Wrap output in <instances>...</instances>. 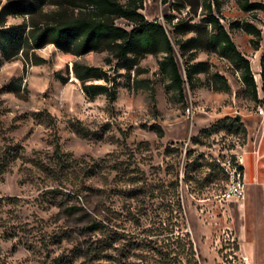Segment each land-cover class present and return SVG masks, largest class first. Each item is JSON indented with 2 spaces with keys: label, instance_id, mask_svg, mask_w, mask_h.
Instances as JSON below:
<instances>
[{
  "label": "rangeland",
  "instance_id": "obj_1",
  "mask_svg": "<svg viewBox=\"0 0 264 264\" xmlns=\"http://www.w3.org/2000/svg\"><path fill=\"white\" fill-rule=\"evenodd\" d=\"M54 2L7 15L3 28L24 24V36L32 22L50 23ZM242 2L143 0L138 11L170 39L182 97L159 70L162 51L116 69L103 47L76 56L21 41L0 50V264H264V186L247 183L239 202L222 197L219 163L242 153L246 172L245 151L264 132V9ZM209 10L248 60L256 97L240 62L212 47ZM186 24L195 27L174 32ZM189 38L193 48L181 53ZM74 61L104 70L115 98L88 97ZM261 141L264 149V133ZM62 184L72 196L51 192Z\"/></svg>",
  "mask_w": 264,
  "mask_h": 264
},
{
  "label": "trees",
  "instance_id": "obj_2",
  "mask_svg": "<svg viewBox=\"0 0 264 264\" xmlns=\"http://www.w3.org/2000/svg\"><path fill=\"white\" fill-rule=\"evenodd\" d=\"M43 0H7L0 7V50L6 53L23 41L32 48H40L51 43L64 52L79 56L91 50L103 47L110 57L106 62L115 60L113 68H129L136 64L135 56L138 53H165L158 62L159 70L169 76V85L176 90L180 97L183 95V79L176 64L173 47L164 28L157 22L147 21L138 11L142 8L143 0H127L125 4L119 0H55L57 9L52 13L51 22L38 26L32 22L26 34L22 35V26L3 28L5 17L15 14H32L39 9ZM68 8H71L68 11ZM241 8L244 11L264 9L261 2L243 0ZM210 9V7H209ZM208 11L204 21L214 30L209 34V40L214 49H219L224 55L239 61L242 68V80L249 86L256 97V84L250 73L249 62L236 49L227 31L219 23L218 18ZM115 18H123L134 22L130 30H126L114 23ZM194 24L184 26L175 25V33L191 31ZM21 28V29H20ZM246 32L259 36V30L251 23L245 22ZM193 38L179 43L181 53L193 48ZM261 80L264 88V54L261 56ZM74 77L80 81L82 91L90 98L97 94H105L110 100L115 98V87L107 86V73L98 66L72 63ZM186 81L191 82L192 71L185 70ZM94 80H102L104 83H91ZM90 81V83H88ZM64 159L63 163H65ZM67 187L62 184L58 192L62 196H72L71 190H63ZM92 230L100 228L98 222H92Z\"/></svg>",
  "mask_w": 264,
  "mask_h": 264
},
{
  "label": "built area",
  "instance_id": "obj_3",
  "mask_svg": "<svg viewBox=\"0 0 264 264\" xmlns=\"http://www.w3.org/2000/svg\"><path fill=\"white\" fill-rule=\"evenodd\" d=\"M226 177L222 197L242 201L245 198L246 182L243 175L242 153H234L219 162Z\"/></svg>",
  "mask_w": 264,
  "mask_h": 264
},
{
  "label": "crops",
  "instance_id": "obj_4",
  "mask_svg": "<svg viewBox=\"0 0 264 264\" xmlns=\"http://www.w3.org/2000/svg\"><path fill=\"white\" fill-rule=\"evenodd\" d=\"M263 133H261L257 137L252 150L245 151L247 153V161H248L246 172H245V166H244L243 154H242L243 175L246 184L251 183V185L264 186V171H263L264 167H262L263 170L262 169L260 170L259 168V165L261 164L260 162L264 158V156L263 158H261V156L264 155V149H262L263 142L261 141ZM261 150H263L262 154H261ZM254 154L256 155L255 158L253 157Z\"/></svg>",
  "mask_w": 264,
  "mask_h": 264
},
{
  "label": "water",
  "instance_id": "obj_5",
  "mask_svg": "<svg viewBox=\"0 0 264 264\" xmlns=\"http://www.w3.org/2000/svg\"><path fill=\"white\" fill-rule=\"evenodd\" d=\"M237 119H239V116H236Z\"/></svg>",
  "mask_w": 264,
  "mask_h": 264
}]
</instances>
